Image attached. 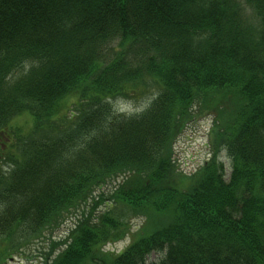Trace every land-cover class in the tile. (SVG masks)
Listing matches in <instances>:
<instances>
[{"label":"trees","instance_id":"trees-1","mask_svg":"<svg viewBox=\"0 0 264 264\" xmlns=\"http://www.w3.org/2000/svg\"><path fill=\"white\" fill-rule=\"evenodd\" d=\"M36 241L40 264H264V0H0V264Z\"/></svg>","mask_w":264,"mask_h":264},{"label":"rangeland","instance_id":"rangeland-1","mask_svg":"<svg viewBox=\"0 0 264 264\" xmlns=\"http://www.w3.org/2000/svg\"><path fill=\"white\" fill-rule=\"evenodd\" d=\"M246 10L247 13L250 12L249 9ZM151 98L152 96L150 93L142 94L137 91L135 93H131L129 97H121L112 102L115 109L129 114L142 110L149 103ZM214 117L215 115H213V113H209L208 111L201 112L186 125L175 142V157L177 158L180 169H182V171L186 174L195 170L200 164H202L205 156L208 155L207 152H209L210 149L208 141L210 140L212 134L211 132L208 138V131L212 126ZM13 119H15V122L11 121V126L14 129L10 135H13L15 133V129L18 130L19 127L21 129L20 131H22L27 125L25 122L29 121L23 117L17 116ZM223 157V159H225L224 162L226 163L227 168V163L229 160L225 158V156ZM70 220L71 218L65 219L54 234H62L66 227L71 223ZM145 221L144 215L133 216L130 219L131 229H136L141 225V223ZM46 242L47 241L34 242L29 252H26L24 255L15 254L12 256V258L5 260L3 264H40L39 252ZM128 242L129 238L125 237L119 241L108 244L105 249L120 251L127 245ZM155 256L156 254L152 253L149 255V258L153 259Z\"/></svg>","mask_w":264,"mask_h":264}]
</instances>
